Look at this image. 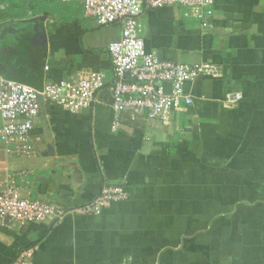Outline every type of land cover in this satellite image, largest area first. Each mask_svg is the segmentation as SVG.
<instances>
[{
	"label": "crops",
	"instance_id": "1",
	"mask_svg": "<svg viewBox=\"0 0 264 264\" xmlns=\"http://www.w3.org/2000/svg\"><path fill=\"white\" fill-rule=\"evenodd\" d=\"M139 22L146 50L213 62L220 75L186 82L192 103L169 123L123 111L113 130L108 45L121 25L98 26L77 0H0L3 77L38 87L97 71L105 81L77 112L41 100L31 156L0 134V182L29 170L21 195L65 209L103 185L128 190L96 215L0 226V264L27 248L32 264H264V0H214L207 27L177 4ZM230 91L242 99L227 105Z\"/></svg>",
	"mask_w": 264,
	"mask_h": 264
},
{
	"label": "built area",
	"instance_id": "2",
	"mask_svg": "<svg viewBox=\"0 0 264 264\" xmlns=\"http://www.w3.org/2000/svg\"><path fill=\"white\" fill-rule=\"evenodd\" d=\"M71 1V0H55ZM86 17L98 26L113 23L121 25L120 37L108 45V54L114 71L109 84L113 117L111 127H120L123 111L131 117L144 115L162 123H169L171 111L181 103H192L184 92L186 82L220 75V68L213 62L177 63L162 59L146 50L141 36L139 16L147 9L177 4L184 8V15L207 27L213 15L214 0H77ZM170 85L166 90L162 83ZM104 75L89 71L77 80H61L42 85L41 90L20 81L3 77L0 73V134L10 149L19 156H31L34 145L29 136L33 120L39 113L41 100L63 106L70 112L90 108L95 93L104 86ZM242 99L239 91L225 94L224 102L232 105ZM29 170L22 169L0 182V226L13 229L23 222L58 220L68 212L96 215L111 203L128 198L123 184L103 185L89 202L65 209L49 200H31L20 193V183H29ZM32 248L23 250L11 264H32Z\"/></svg>",
	"mask_w": 264,
	"mask_h": 264
},
{
	"label": "water",
	"instance_id": "3",
	"mask_svg": "<svg viewBox=\"0 0 264 264\" xmlns=\"http://www.w3.org/2000/svg\"><path fill=\"white\" fill-rule=\"evenodd\" d=\"M43 85V84H42ZM42 85H39L38 87H36L38 90H41ZM39 101H41V97H39Z\"/></svg>",
	"mask_w": 264,
	"mask_h": 264
}]
</instances>
